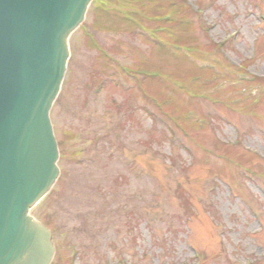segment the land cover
Segmentation results:
<instances>
[{"label": "rangeland", "instance_id": "obj_1", "mask_svg": "<svg viewBox=\"0 0 264 264\" xmlns=\"http://www.w3.org/2000/svg\"><path fill=\"white\" fill-rule=\"evenodd\" d=\"M69 48L54 264H264V0H94Z\"/></svg>", "mask_w": 264, "mask_h": 264}, {"label": "water", "instance_id": "obj_2", "mask_svg": "<svg viewBox=\"0 0 264 264\" xmlns=\"http://www.w3.org/2000/svg\"><path fill=\"white\" fill-rule=\"evenodd\" d=\"M91 0H0V264H49L51 234L29 216L53 186L58 149L49 113L67 39Z\"/></svg>", "mask_w": 264, "mask_h": 264}]
</instances>
